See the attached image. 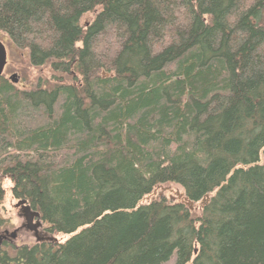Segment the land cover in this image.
<instances>
[{
	"label": "trees",
	"instance_id": "obj_1",
	"mask_svg": "<svg viewBox=\"0 0 264 264\" xmlns=\"http://www.w3.org/2000/svg\"><path fill=\"white\" fill-rule=\"evenodd\" d=\"M0 33L47 69L0 75V203L49 239L0 264H264V0H0Z\"/></svg>",
	"mask_w": 264,
	"mask_h": 264
},
{
	"label": "rangeland",
	"instance_id": "obj_2",
	"mask_svg": "<svg viewBox=\"0 0 264 264\" xmlns=\"http://www.w3.org/2000/svg\"><path fill=\"white\" fill-rule=\"evenodd\" d=\"M93 18L92 13L85 14L81 19V23L83 22H90ZM1 35V33H0ZM1 38V36H0ZM1 40V39H0ZM3 40V39H2ZM9 57L7 59V65L5 68V75L9 78L11 74L17 73L19 76V83L21 86L23 85H30L34 84L40 75H45L47 73V69L45 68H35L29 65L28 60L25 57V54L21 52V50L16 49L15 47L11 46L8 50ZM168 185V184H167ZM164 185V186H167ZM170 188H175L176 191H181L182 189L176 184H170ZM12 186V183L9 179H5L3 183V188L5 189V194L3 199L0 203V214L4 218V224L0 227V234L3 230L8 229L9 232H12L14 229H19L17 237L13 240L14 244L19 246H32L33 244L37 243L32 231H28L23 228L22 224L25 222V219L22 215L21 208L16 207L15 204L19 200L14 198L9 191V187ZM169 191V190H167ZM168 196L172 198L175 196V192L170 190ZM46 224L44 223L42 226V232H45ZM41 232V233H42ZM71 234H63V233H54L52 234L53 242L59 243L66 240ZM14 250L12 247L8 249V253L13 254ZM171 259L169 262L164 264H171Z\"/></svg>",
	"mask_w": 264,
	"mask_h": 264
},
{
	"label": "water",
	"instance_id": "obj_3",
	"mask_svg": "<svg viewBox=\"0 0 264 264\" xmlns=\"http://www.w3.org/2000/svg\"><path fill=\"white\" fill-rule=\"evenodd\" d=\"M7 62V51L6 47L2 41H0V75L3 73L5 64ZM9 79L13 83L18 82L17 73L10 75ZM16 207H21L22 215L25 219L26 225L31 230H36L37 226L40 225V222L37 220L34 222V218H39L40 214L36 210H32L29 205L25 203V200H18L15 204ZM11 237L15 236V231H12L10 234ZM1 242V238H0Z\"/></svg>",
	"mask_w": 264,
	"mask_h": 264
},
{
	"label": "flooded vegetation",
	"instance_id": "obj_4",
	"mask_svg": "<svg viewBox=\"0 0 264 264\" xmlns=\"http://www.w3.org/2000/svg\"><path fill=\"white\" fill-rule=\"evenodd\" d=\"M5 68H6V66H5ZM37 220L39 221V219L34 218V222H36ZM22 225H23L22 227L25 228L26 230L32 231L33 236H34V238H35L37 243L38 242H49V239L45 238L43 236V232H42L41 236L38 235L39 230L42 231V226L43 225L41 224V222H40V225L37 226L36 230L29 229L25 222ZM14 231H15V236L14 237L10 236L11 233L9 232L8 229L3 230L2 233L0 234V238H1V242H0V258H4L5 257V255L3 253H5L8 258H10V256H12V254L7 253L8 249L10 247H12V249L14 250V249H16L19 246V245L13 243V240L18 235L19 229H14Z\"/></svg>",
	"mask_w": 264,
	"mask_h": 264
}]
</instances>
